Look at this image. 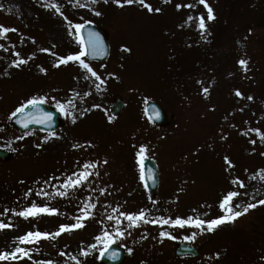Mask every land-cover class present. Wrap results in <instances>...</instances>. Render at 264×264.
<instances>
[{"label":"rangeland","instance_id":"obj_1","mask_svg":"<svg viewBox=\"0 0 264 264\" xmlns=\"http://www.w3.org/2000/svg\"><path fill=\"white\" fill-rule=\"evenodd\" d=\"M197 1L146 0L154 9H161L150 13L138 3L120 7L113 0H98L86 7L73 6L75 0H0V25L16 29L0 37V149L12 154L10 161H0V212L19 211L33 202L59 210L57 215L29 221L8 211L5 223L14 226L0 230V252L13 250L18 243L14 245L12 238L7 249L2 235L53 232L60 224L75 223L84 203L96 204L83 228L55 240L20 245L32 249L31 259L0 264L47 260L76 264L70 255L80 264H98L104 242L95 237L104 231L126 251L123 264H264V205L257 204L213 232H201L190 225L179 228L152 223L129 229L128 222L122 220L119 227L124 235L116 236L115 220L107 219L108 215L118 216L119 211L145 209L149 220L190 216L211 220L223 215L218 205L229 190L241 193L234 201V206L240 205L235 209L238 211L264 199L259 170L264 169V159L260 158L264 156V141L254 131L264 133V27H258L264 23V2L206 0L215 17L209 21L207 9ZM46 3L59 5L63 15L44 7ZM177 4L195 6L177 9ZM241 6L246 13L242 19ZM200 15L206 24L203 35L197 27ZM189 16L193 20L186 23ZM69 22L92 23L106 32L108 60L97 65L85 61L103 84L78 62L53 66L58 57L80 51L76 30L70 29ZM223 23L227 24L221 29ZM200 36L205 42L213 36L219 44L213 40L209 48L201 49ZM48 46L53 50L41 51ZM18 59L27 63L12 66ZM239 59L248 61L246 71L237 63ZM236 90L241 97L235 95ZM39 97L56 109L58 102L66 105L71 115L58 109L61 124L49 133L21 134L11 127L3 128L17 107ZM116 98L122 99L126 108L112 119L109 108ZM69 100L75 107L67 104ZM148 100L173 114L167 127L158 129L148 123L144 115ZM141 145L146 146L144 156L155 161L160 175L152 198L139 178L136 153ZM226 156L232 167L225 163ZM85 163L96 167L89 169L92 175L83 185L69 190V196L49 199L36 195L40 189L49 193L59 189L68 176L83 171ZM226 177H232L229 184ZM237 178L244 182V188L231 183ZM101 188L106 189L103 195ZM162 231L175 238L161 237ZM193 232V240L184 239ZM215 234L218 240L206 241ZM176 243L194 246L199 256L175 257ZM93 244L96 247L89 255H80L82 248L88 250ZM61 251L66 255H59Z\"/></svg>","mask_w":264,"mask_h":264},{"label":"snow or ice","instance_id":"obj_2","mask_svg":"<svg viewBox=\"0 0 264 264\" xmlns=\"http://www.w3.org/2000/svg\"><path fill=\"white\" fill-rule=\"evenodd\" d=\"M97 2H98V0H87L86 3H80V0H75L73 6L86 7L89 4H95ZM104 2L108 3L109 0H104ZM113 2L120 7H123L125 4L130 5L133 3H138L143 8L147 9V11L150 13L153 11H155V12L161 11V9H159V8L154 9L151 4L146 2V0H113ZM165 2H168V0H165ZM198 3L203 5L204 8L207 9V20H209V21L213 20L215 18L214 13H213V9L208 5L206 0H198ZM194 6H195L194 4H177L176 5L177 9H179L181 7L192 8ZM44 7L52 8L55 10L56 13L63 15L59 5H57L55 3H51V4L46 3V4H44ZM95 14L100 15L101 13L95 12ZM65 19H67V18L65 17ZM197 19H198L197 27L201 31V34L203 35V32L206 28L205 18L203 15H200ZM192 20H193V17L189 16L187 18L186 23L189 21H192ZM69 24H70V29L74 28L76 30L78 43L80 44V51L78 53L58 57L57 62L53 66L54 67H60L61 65H67L70 61L71 62H78L79 66L83 70H85L87 73H89L97 81H100V84H103L104 81L101 79V77L83 59V57H85L86 55H90V54L91 55H102L103 54V46H102V42L100 40L99 35L97 33H94V32H89L88 38H87V44H85V41L83 39L79 38L80 30L84 27V25L83 24L72 25L71 22H69ZM11 31H16V29L8 28V27H5L3 25H0V37L5 36L7 33L11 32ZM69 34L70 35L72 34L71 30H70ZM124 50H128V49H124ZM41 51H48V49H41ZM16 55L19 56V53H16ZM25 63H27V60L18 59V60H14L12 62V66L19 67L21 64H25ZM237 63L245 71L247 70V64H248L247 60L239 59L237 61ZM41 71H45V70L43 68H41ZM100 84L96 85V87L98 89L100 87ZM208 91H209L208 88H206V87L203 88V92L205 94H207ZM88 94L89 93H85V95H88ZM76 95H79V93H77ZM235 95L237 97H241L242 93L239 90H236ZM247 98L249 100L252 99L251 96H249ZM44 99H45L44 97L29 99L25 104H22L21 106L17 107L15 109V111L12 113V116H16L18 113L19 114L25 113V110L28 106H32V107L38 109L39 104L43 103ZM67 104L71 105L72 107H75L72 100H69L67 102ZM57 107L61 112H66V105L60 104L58 102ZM95 107H98V106H95ZM85 111H87V109ZM66 114L71 115L70 112H66ZM81 114H83V113H81ZM51 119H52L51 113H44L42 118H34L32 113H28V114L22 116V118L18 121V123H21L24 127H27L29 123L35 122V123L43 124L45 122L51 121ZM73 122H75L74 116H73ZM254 131L257 133V135L260 136L261 141H264V133H261L259 129H254ZM245 135H246V133H245ZM255 142H256L255 140L251 141V143H253V144ZM146 151H147L146 146L141 145L139 148V151L136 153L138 163L141 164L139 178H140L141 182H145V186H147V184H146L147 180L153 179L151 170H148L146 173L145 169L143 167V161L145 159L144 154ZM224 160H225V163L228 165V167L233 166L232 162L229 160V158L227 156L224 158ZM105 163H107V161H105ZM95 167H96L95 164L85 163L83 165V171L74 172L72 175L68 176L63 181V183L60 185L59 189L55 190L52 193L45 192L43 189H40L36 193V195L47 197L49 199H52L54 197H61V198L67 197L70 194L69 190L78 189L81 185H83L89 179V176L92 175V173L89 171V169H93ZM262 171H264V170H262ZM262 179H264V176H262ZM231 183L234 185H238L240 188L245 187L244 182L242 180H240L239 178L231 181ZM105 191H106V189L101 188L100 189L101 195H103ZM29 192H31V190H29ZM27 195H28V193L25 194V196H27ZM240 195H241V193L239 191H235V190L227 191L226 194L219 201V205H218L219 209L221 210L223 215H220L219 217L213 218L211 220L201 219L199 216H197L195 218L190 216L186 219L177 217L174 220L170 219V218L165 219L164 217H157V218L149 220L146 216V210L145 209H140L138 212L119 211L118 216L108 215L107 219L109 221L115 220V223L117 225L116 230H115L116 236H123L124 235V232L119 227V225H121V223H122V220H126L128 222L127 227L129 229H131L133 227H137L141 223H145V224L152 223V224H161V225L167 224V225H171L173 227H179V228H184L186 225H190V226L195 227L196 229H199L201 232H204V231L213 232L216 230V228H218L220 225H222L224 223L234 222L237 218H239L240 216L247 213L250 209L257 207V204L264 205V199H261V200L257 201L256 203H248L246 206L243 207L242 211L235 210V209H238L240 207V205H238V204H236L234 206L235 199ZM153 203H155V202L153 201ZM95 207H96V204H94V203H88V202L84 203V205L80 208L81 215L74 218L75 223L60 224L58 229L53 231V232H42L39 230H36V231L30 230V231L26 232L25 234L18 236L16 238V241L18 242L17 246L11 252H0V261L18 260V259H22L24 257L31 259L30 253H31L32 249L21 247L20 245L39 243V241L41 239L55 240L57 237H59L63 233L72 232L74 230L83 228L85 226L84 221L86 219L91 218V216H92L91 209H94ZM8 211H12L13 215L22 217L25 220H27L29 218H37V217L42 216V215L52 216V215L59 214V210L57 208L49 207L47 204L41 206V205L37 204L36 202H33L30 206L24 207L22 210H19V211L15 210V209H11V210L5 209L3 213H0V215H6L8 213ZM117 211H118V209H113V212H117ZM13 226L14 225L12 223H5L2 220H0V230L9 229V228H12ZM160 236L161 237L167 236V237L173 238V239L175 238V237L171 236V233L164 232V231H162L160 233ZM195 236H196V233L193 232L192 235L185 236L184 239L190 241V240H193L195 238ZM95 239L97 241H103L104 242V248L101 249V255H103L104 252L108 249V247L112 243L115 242L114 237L107 231H104L101 236H96ZM95 247H96V245L93 244V245L89 246L88 250H85L82 248L80 251V255L81 256L89 255V252L91 251V249H94ZM128 251H129V253H131L132 249L129 248ZM59 255L64 256V255H66V253L61 251L59 253ZM115 255H116L115 253H112L113 258L115 257ZM69 259L72 261H75L76 264H80V261L77 259V257L75 255H70ZM37 264H54V262L52 260H47V261L37 262Z\"/></svg>","mask_w":264,"mask_h":264},{"label":"water","instance_id":"obj_3","mask_svg":"<svg viewBox=\"0 0 264 264\" xmlns=\"http://www.w3.org/2000/svg\"><path fill=\"white\" fill-rule=\"evenodd\" d=\"M89 32H94L99 35L103 46V54L102 55L90 54V55H86V58L89 61H104L108 55V45H107V39L105 33L102 30L95 28L91 25L88 24L84 25V27L80 30V34L82 36V39L85 41V44H87V38ZM123 108H124V103L120 100H117L112 104L111 114L113 116H116L123 110ZM28 113H32L34 118H42L44 113H51L52 119L51 121L45 122L43 124L35 123V122L29 123L27 127H24L21 123H18V121L22 118V116ZM146 113L148 118L156 125L162 126L166 123V117L164 115V112L156 104L153 105L151 103H148ZM11 123L19 131H27L30 128L49 130L55 128L58 125L59 117L57 116L54 110L39 104L38 109L32 106H28L25 110V113L14 116L11 120ZM0 158L8 159L9 154L0 151ZM143 167L146 173L148 170H151L152 172L153 179L146 181L147 184L146 188L148 190L149 195L152 196L156 192L157 182H158L156 168L153 165V163L149 160H146L143 163ZM112 253L116 254L114 258L112 256ZM175 253L177 256L188 255V254L192 256L196 255V252L192 248L183 245L178 246ZM123 259H124V252L120 248H117L116 246L108 247V249L100 257V261L103 264H121L123 262Z\"/></svg>","mask_w":264,"mask_h":264}]
</instances>
